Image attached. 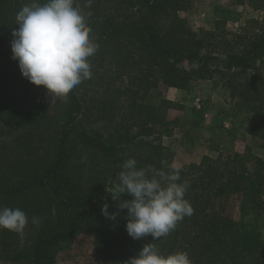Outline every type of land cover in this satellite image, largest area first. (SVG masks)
<instances>
[{
  "label": "trees",
  "instance_id": "trees-1",
  "mask_svg": "<svg viewBox=\"0 0 264 264\" xmlns=\"http://www.w3.org/2000/svg\"><path fill=\"white\" fill-rule=\"evenodd\" d=\"M31 2L0 0V208L29 217L22 233L0 229V264H66L63 252L82 234L97 241L100 264H125L153 242L165 255L187 252L193 264H264V158L251 147H212L216 156L176 167L163 140L188 122L169 119L176 105L162 91L216 82L236 101L245 133L264 144V19L230 31L233 10L219 6L214 27L195 32L181 16L193 0H77L92 13L99 49L89 58L91 79L64 100L31 84L12 59L16 14ZM247 3L264 9V0H235ZM239 131L233 124L225 136ZM183 138L194 144L188 129ZM129 158L149 176L175 166L189 184L193 214L158 241L132 239L127 210L118 209L132 197L112 198ZM104 204L119 212L115 220L102 214Z\"/></svg>",
  "mask_w": 264,
  "mask_h": 264
},
{
  "label": "clouds",
  "instance_id": "clouds-1",
  "mask_svg": "<svg viewBox=\"0 0 264 264\" xmlns=\"http://www.w3.org/2000/svg\"><path fill=\"white\" fill-rule=\"evenodd\" d=\"M92 0H87L90 7ZM92 13L85 11L77 0H32L16 14L18 29L13 30L12 59L18 62L22 76L31 84L47 89L56 99L68 94L86 79H91L89 58L96 54L99 44L91 36L88 20ZM138 161H124L111 195H128L120 200L118 209L127 210L126 230L134 240L151 236L154 241L168 236L178 222L191 216L194 209L185 198L189 184L181 181L179 169L169 171L138 168ZM109 205L102 206V214L115 220L119 212L109 213ZM33 224L40 219L33 217ZM29 217L20 208H0V229L22 233ZM125 264H193L189 254L178 251L163 254L156 243L146 244Z\"/></svg>",
  "mask_w": 264,
  "mask_h": 264
},
{
  "label": "rangeland",
  "instance_id": "rangeland-1",
  "mask_svg": "<svg viewBox=\"0 0 264 264\" xmlns=\"http://www.w3.org/2000/svg\"><path fill=\"white\" fill-rule=\"evenodd\" d=\"M219 6L233 10L234 16L227 25L230 31H237L249 19H264V9L255 10L249 3L236 5L235 0H193L181 16L187 19L192 31L212 29L215 22L214 9ZM162 91L163 96L176 105L170 110L169 119L188 122L184 129L178 127L172 137L163 140L164 145L174 153L176 167L199 163L207 154L216 156L217 153L210 150L212 147H219L225 154L244 152L247 147H251L255 154L264 158V144L254 143L251 136L245 133L248 124L243 115L238 116L236 101L231 100L216 82H197L189 92L174 88H163ZM189 122L198 125L190 126ZM233 124L240 127L235 139L225 136L226 130H231ZM185 129L194 139L193 145L189 142L185 145ZM97 248V241L93 237L82 234L63 252L64 261L66 264H100Z\"/></svg>",
  "mask_w": 264,
  "mask_h": 264
}]
</instances>
